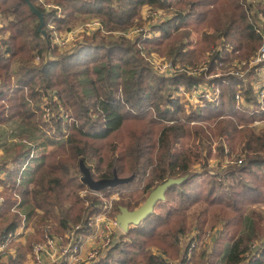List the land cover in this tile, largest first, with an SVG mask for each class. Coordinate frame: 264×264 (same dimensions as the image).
Returning a JSON list of instances; mask_svg holds the SVG:
<instances>
[{"label": "trees", "instance_id": "1", "mask_svg": "<svg viewBox=\"0 0 264 264\" xmlns=\"http://www.w3.org/2000/svg\"><path fill=\"white\" fill-rule=\"evenodd\" d=\"M32 2L44 14L41 31L39 16L26 0H0V15L9 18L0 34L10 32L3 39L6 49H0V126L27 116L32 125L48 131L54 138L51 145L57 147L45 153L37 169L34 182L41 179L34 196L44 213L37 216V233L29 235L26 246L13 238L23 214L12 208L18 200L14 194L28 195L26 185H17L16 175L17 166L33 148L24 151V144L15 142L14 167H7L8 162L0 165V172H8V179L0 180L6 189L0 204V243L10 238L9 247L16 249L12 262L23 264L46 231L64 234L80 226L78 234L91 232L88 220L102 211L104 198L91 194L82 182L80 161L84 160L95 180L112 178L117 170L120 177L135 174L133 180L142 185L114 202L115 215L122 206L131 211L140 207L167 179L186 176L181 184L168 188L165 201H159L154 212L124 232L126 239H119L94 264L173 260L187 264V245L181 238L194 228L203 233L207 223L213 227L221 221V235L211 249L204 247L194 254V264H264V214L252 209V220L246 219L250 206L264 203V127L253 124L264 121V106L252 85L256 69L241 76L229 70L234 59H239L234 69L251 62L263 45L264 0H44L62 5L64 16L42 0ZM145 5L152 12L170 13L153 26L156 35L137 36L136 42L117 36L134 25ZM94 16L102 20L106 33L94 31L75 50L52 49L54 29L71 30ZM195 34L201 37L194 46ZM139 44L173 58L175 64L183 63L186 69L198 66L205 55L199 44L214 48L207 71L198 76L185 70L169 77L156 74ZM205 77L220 85L221 101L188 112L174 90L200 85ZM238 92L253 109L237 107ZM45 105L51 111L47 119ZM68 111L75 120H66L62 112ZM26 130L11 132L15 139L26 138L30 134ZM183 142L189 146L177 150ZM214 157H227L228 168L218 174L193 168L202 158L203 166L209 165ZM131 185L102 192L107 198ZM195 204L199 207L190 213Z\"/></svg>", "mask_w": 264, "mask_h": 264}, {"label": "rangeland", "instance_id": "2", "mask_svg": "<svg viewBox=\"0 0 264 264\" xmlns=\"http://www.w3.org/2000/svg\"><path fill=\"white\" fill-rule=\"evenodd\" d=\"M42 1L44 2V0H42ZM44 3L48 4L46 2H44ZM52 5H56V4H52ZM58 5L63 10L62 5H60V4H58ZM62 10H61V12H62ZM150 10H151L150 7L145 5L141 9L140 15L135 19L134 25H131L129 28H127L128 29L127 31L122 30V32H129L130 30H133V29H139V30L135 31L137 33H129V35H127V37H128L127 39H130V40H133V42L134 41L136 42L135 38H136L137 34L141 33L143 28H146L151 22L154 23V25L156 26V25L162 23L164 20H166L167 16H170V13L168 11H166L165 9L156 10V13H154L155 11L152 12ZM60 14L62 16H64L63 12ZM8 19L9 18H7V17L4 19L3 16L0 15V27L5 25L8 22ZM93 19H98L102 22V20L99 17L94 16L91 19H88V20H85L83 22L76 24V27H79L82 24L91 22V21H93ZM102 25H103V23H102ZM103 27H104V25H103ZM75 28H73V29H75ZM152 28L153 27L150 26V28H148V29H152ZM57 31L58 30L54 29L52 35L55 34ZM59 31H66L67 32V30H59ZM79 32L80 31L76 29V31L74 33L69 35L67 46L70 47L71 50L77 49V47L82 44L80 42H83L85 40V38L87 36H89V35H87L83 38L84 34L82 32L81 33H79ZM6 35L10 36L9 30L6 31V33L4 34V37ZM154 35H156V32H153L152 36H154ZM117 36H120V35L117 34ZM200 37H201L200 35L199 36L196 34L194 35V38H193V45L194 46L199 42ZM51 38H52V36H51ZM138 46L142 47V50H144V52L142 53L144 59L146 61H148L149 64L152 65L154 71L159 76H169V77L172 76L173 77L175 75H178L179 73H182V71L188 70V69H184L183 63H180V62H177V64L174 63L175 67L173 66L174 68H171V64L173 63V58H170L167 55H161L159 52H157V50L150 51L148 49V46H146V45L144 46V45L139 44ZM198 48L201 52L204 50L205 55L202 56V58L200 59L199 64H197L198 66H195V67L188 66V68L193 70V69H199L201 66V68L205 72L208 70V66H209L208 63L209 62H207V61L209 60V58H211V54H212L211 51H213L214 45L212 44V46L208 47L205 44H199ZM56 49H58V48H56ZM59 50L64 51L61 49H59ZM229 50L232 51V48L230 47ZM238 60L239 59H234L233 63L229 66V68H230L229 70H231V73H233V74L236 73L239 76H241L244 73L248 74L253 68L256 69V75L254 74V78L252 80V85L256 89V91L258 90L259 96L261 98L260 102L264 106V67H261L262 66L261 64L264 63V58H261V61L258 64L253 63L251 68H249L248 65H247L248 67L245 69H244V67H242V69L240 70V73L237 72V70L240 69L239 66H236L235 69L233 67L234 63H237ZM243 61L244 60H241V62H243ZM245 62H247V61H245ZM11 71H12V74L14 75L13 76L14 77L13 83L17 82V78L15 77V75H16L15 74L16 73L15 68H13ZM200 74H198L194 71L188 72V75H198L199 76ZM205 79H206V77H205ZM209 84H212V83H209V78H208L203 83H201L200 85H197L198 87H196V88H193L194 87L193 86L189 89L188 87H186V85H181V86H179L178 90H174V96H176V97L179 96L178 98H181V103L185 104L186 110L188 112L195 110L199 107L201 108L202 106L205 107V106L211 105V104L212 105H214V104L218 105V103L221 101V97H220L221 96L220 95L221 87L219 84L217 85L216 83L212 84L211 87L209 86ZM238 94L240 95L241 98L238 99L236 97L237 107L240 108L241 110H244L245 108H247L249 110L253 109L254 106H251V104L249 102H247L241 96L240 92H238ZM24 109H25V107H24ZM43 110H44L43 118L47 119L51 115L50 108H47L45 105V106H43ZM62 110L64 111V109H62ZM68 112L69 113L62 112V114L65 116L66 120H68V121L75 120L76 118H74L72 111H68ZM14 120L15 121H12L8 124H3L0 126V164L8 162L7 167H9V168L12 166L14 167V163H12V160L16 156L15 155V149H14V146H15L14 143L15 142H20V143L24 144V147H23L24 151H26L29 146H31L33 148V150L32 149L29 150V154H30L29 157L27 159H25L21 165L17 166L19 175H16V176H18L17 177V185H22V186L26 185L27 186L26 188L29 189L28 195H26L25 197H21L20 195L14 194V197L16 199L19 198V200L16 201L15 209L12 208V210L17 211V212L18 211L22 212L23 219H25V224L27 226L29 224L33 225V228L35 231H34V233H31V234L36 235V233H37V224H36L37 216L40 214H43V213L42 212L38 213V212L34 211V209L37 208L36 207V199L34 196V190L35 189L37 190V188L39 187V182H40L41 178L38 177L37 183H35L34 180L37 179V176H38L37 169L42 164L45 153H48V152L54 150L57 147V145L56 144L51 145L50 140L54 139V138H51V136L48 134V131L45 128L36 127V126L32 125L27 116L26 117L25 116H23V117L17 116V117H15ZM253 124L258 125L259 127H264V121L257 120ZM12 128H15L17 132L19 130H21V132H22L24 129L25 130L27 129V130H30V134L27 135L26 138L20 137V138L15 139L13 132H11ZM188 146L189 145L187 143L183 142V143L178 144L176 146V149L182 150V149H184V147H188ZM192 147H194V146H192ZM226 160H227V157H225V158H215L214 157L209 161L210 162L209 165L203 166V164L205 163V160H204V158H202V160L199 161V163H196V165L193 168L196 169L197 172H202L203 170L208 168V170H210V173L218 174V173H220V172H222L228 168L227 167L228 163ZM238 162L240 163L241 161L238 159ZM7 174H8V172H6L4 170L1 171L0 172V180H7L8 179ZM203 178H204V176H202V178L200 180L201 182H202ZM131 183H132V185L130 187L132 190L131 189L124 190L123 191L124 194L119 190H115V192H112L107 198L104 197V193L102 192V190H100L98 192H94L90 189V191H91V194L99 195V196L104 198L103 208L106 206L105 205L106 202L112 201L113 207H112V210L109 214V217L112 220H115L117 214L116 215L114 214V207H115L114 202L116 200L121 199L123 196H125V194L131 195V194L135 193L134 191H137L138 188H141V189L143 188L142 185H138V182L136 181V179L132 180ZM5 191H6V189L4 188V185L1 184L0 185V197L3 198L4 200L6 199ZM172 204H174V203H171L170 205H172ZM25 207H27L28 210L25 209ZM30 207L33 208V210H30L29 209ZM197 207H199V206L196 204L191 206L190 207V210H191L190 213L194 212V210ZM252 209L260 210L264 214V203H258L256 205H252L249 207V211H248L249 215H247V217H246V219L248 221L252 220V219H250V212H251L250 210H252ZM157 210H158V206H157ZM30 212H32V214H30ZM26 213H28V214H26ZM98 214H96V215H98ZM96 215H93V216H96ZM93 216H91V217H93ZM208 226H209V224L207 223L204 230L202 231L203 233H201L198 229L194 228L192 231H190L184 237L181 238L180 242L184 243V242L190 241V239H192V237L194 235L199 237L198 233H201L199 240L197 242V246L189 254L190 256H189V261L187 264H194V254L197 252L199 253L202 249H204V247H208V249H211V245L215 241H217V239L219 238V236L221 235V233L223 231L224 221H221L220 223L216 224L213 227H208ZM89 227H91V226H89ZM245 230H249V226H248L247 221H246V225H245ZM93 231H94V229H93V227H91V232L88 235L78 234V236H83V237L90 236L93 233ZM53 234L56 236L64 235V234H55V233H53ZM123 234H124V230L121 227H119L118 224L116 226H114L113 233L110 236L111 242L109 243L108 247L99 249V255L96 258L99 259L100 255H105L107 251H109L111 248H113V246H115L116 242L119 241V239H126L123 237ZM29 235H30V233L28 234V236L26 234V237H25L26 240L29 237ZM39 241H42V240H38L36 242H39ZM36 242L33 243V246ZM87 242H91L93 247L83 250L82 255L84 258L87 257L89 255V253H93V250L96 249L101 244L100 239L94 240L92 238V240H89ZM153 249L156 250V247H153ZM1 257L2 256H0V258ZM97 259H95L93 261H89L88 263L91 264V262H92V264H94V262L97 261ZM173 262H174V260H173ZM85 263H86V261H84L82 264H85Z\"/></svg>", "mask_w": 264, "mask_h": 264}, {"label": "built area", "instance_id": "3", "mask_svg": "<svg viewBox=\"0 0 264 264\" xmlns=\"http://www.w3.org/2000/svg\"><path fill=\"white\" fill-rule=\"evenodd\" d=\"M46 7L48 8H53L56 9L58 16H62L60 13L61 12V7L59 5H52L50 3L46 4ZM156 13V11L154 12ZM154 26V23H150L146 28H143V30L141 31V33L137 34V36H142V38H146L148 36H152L153 31L152 29H148ZM79 30V33H83L84 36L90 35L92 32L96 31V30H100L104 33H106V30H104V27L102 25V22L98 19H93V21L82 24L79 27H76L75 29L72 30H67L66 31H57L55 34L52 35L51 38V47L53 48H58L64 51H68L71 50L70 47L67 46L68 43V38L69 35L74 33L75 31ZM139 29H133L130 30L129 32H118L117 34H119L120 36H125L126 38L127 35H129V33H137L135 31H137ZM136 36V37H137ZM9 36H5L0 34V49H6L5 44L3 43V39L6 40ZM82 38V39H83ZM261 58H264V43L263 45L259 48V50L257 51V53L254 55V57L252 58V60H250L251 62L247 63V62H243L241 64H238L239 66V70L242 69V67L249 65V68L252 67L253 63H260ZM37 60H39V57L37 58ZM209 61V60H208ZM207 61V62H208ZM175 64L172 63L171 64V68H174ZM264 67V66H263ZM184 69H186V67L184 66ZM189 72L194 71L196 73H200L203 71V69L200 68L199 69H189ZM239 72V71H237ZM219 74L216 75V77ZM214 84V83H212ZM212 84H209V86L211 87ZM198 86H194L193 88H196ZM261 94V93H260ZM179 97V96H178ZM236 97L238 99H240V95L237 94ZM263 97V96H262ZM33 150V149H32ZM20 178V177H19ZM5 200L3 198L0 197V204H2ZM105 207L103 208L102 212H100L98 215L91 217L88 220L89 226L93 227L94 231L90 236H78V231L81 230L82 227L77 226L74 227L71 230H68L67 232L64 233V235L61 236H56L52 233H50L49 231H46L44 239L42 241L36 242L33 246V250H32V256L33 258L39 263V264H47L48 262H52V263H67V264H82L84 261H86L85 264H87V262L89 261H93L95 259H97L96 257L99 255V249L100 248H106L108 247L109 243L111 242V235L113 233L114 230V226H116L117 224L119 225V223L117 222V218L115 220H112L109 217V214L112 210V201L106 202L105 203ZM15 209V206H14ZM25 223V219H23V226ZM116 224V225H115ZM120 227V225H119ZM15 235H13L14 237ZM92 238L94 240H99L101 244L93 250V253H89V255L87 257H83L82 252L85 249L84 248V243L92 240ZM199 240V237L197 236H193L192 239H190V241L186 242L187 248H186V252L187 254L185 255L186 259H189V254L191 253V251L197 246V242ZM7 243H10V238L6 240ZM185 243V242H184ZM182 243V244H184ZM194 245V246H193ZM4 246L5 245H0V256L3 254L4 251ZM255 245L252 246V248H254ZM92 264V262H91ZM170 264H173L172 261H170Z\"/></svg>", "mask_w": 264, "mask_h": 264}, {"label": "water", "instance_id": "4", "mask_svg": "<svg viewBox=\"0 0 264 264\" xmlns=\"http://www.w3.org/2000/svg\"><path fill=\"white\" fill-rule=\"evenodd\" d=\"M34 14H37L40 19L39 31H41L45 20L44 14L36 8L32 0H26ZM80 171L83 175L81 180L85 183L92 191L98 192L106 188H115L118 185L131 183L135 178V174L131 177H120L118 171L115 170L114 176L112 178H100L95 180L92 175V170L86 165L84 160L80 161ZM185 177L182 178H169L166 182L159 184L155 189H153L150 195L147 197L144 203L138 208L129 210L127 207H121L120 212L117 214V222L120 227L127 232L131 226L138 225L143 219L154 212L155 207L159 201H165L166 193L168 188L174 184H181Z\"/></svg>", "mask_w": 264, "mask_h": 264}, {"label": "crops", "instance_id": "5", "mask_svg": "<svg viewBox=\"0 0 264 264\" xmlns=\"http://www.w3.org/2000/svg\"><path fill=\"white\" fill-rule=\"evenodd\" d=\"M1 165V164H0ZM3 184V183H2ZM1 185V183H0ZM19 200V198H17ZM15 206V205H14ZM13 206V208H14ZM24 209V208H23ZM25 209L28 210L27 207H25ZM30 210H33V208H29ZM35 212H42L44 213V211L40 208H36L34 209ZM29 213V212H28ZM26 213V214H28ZM30 214H32V212H30ZM23 224V221L21 223V225ZM30 225V226H29ZM28 226L24 223V226L22 225L19 229H18V232L15 234V236L13 237L14 240L20 244H22L23 246H26L27 245V240L25 239L26 237V234L28 236V234L30 233V235H33L31 233H34V228H33V225L29 224ZM28 239V238H27ZM11 243V242H10ZM10 243L8 244L7 241L3 242V243H0V245H5L4 246V251H3V254L1 255L2 257L0 258V264H14V262H12V258H13V255L16 253V249L15 247H9ZM93 247L92 243L91 242H86L84 244V248L87 249V248H91ZM26 261L23 263V264H39L32 256V252L29 253L25 259ZM47 264H67L66 262L63 263H52V262H48ZM87 264H89L87 262Z\"/></svg>", "mask_w": 264, "mask_h": 264}]
</instances>
